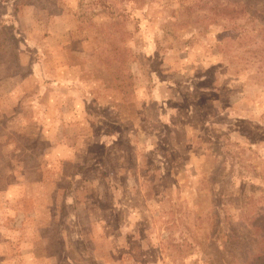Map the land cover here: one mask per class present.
<instances>
[{
	"label": "rangeland",
	"instance_id": "374dc122",
	"mask_svg": "<svg viewBox=\"0 0 264 264\" xmlns=\"http://www.w3.org/2000/svg\"><path fill=\"white\" fill-rule=\"evenodd\" d=\"M263 6L0 0V264H264Z\"/></svg>",
	"mask_w": 264,
	"mask_h": 264
},
{
	"label": "trees",
	"instance_id": "16d2710c",
	"mask_svg": "<svg viewBox=\"0 0 264 264\" xmlns=\"http://www.w3.org/2000/svg\"><path fill=\"white\" fill-rule=\"evenodd\" d=\"M262 13L264 14V6L262 7V10L261 11H259V10L254 11L253 12V15H251L248 20L251 21V22H254V20L260 19V21H263V25H264V16L261 17Z\"/></svg>",
	"mask_w": 264,
	"mask_h": 264
},
{
	"label": "crops",
	"instance_id": "0c3cea01",
	"mask_svg": "<svg viewBox=\"0 0 264 264\" xmlns=\"http://www.w3.org/2000/svg\"><path fill=\"white\" fill-rule=\"evenodd\" d=\"M54 29L56 30V31H58V32H63L64 30H67L66 29V26H65V23L64 22H62V21H60V22H58L57 24H55L54 25ZM21 259V257H19V255H17L16 257H15V260L17 261V260H20Z\"/></svg>",
	"mask_w": 264,
	"mask_h": 264
}]
</instances>
